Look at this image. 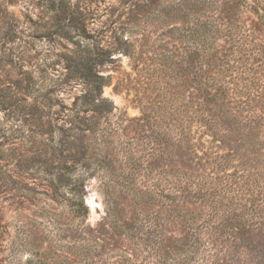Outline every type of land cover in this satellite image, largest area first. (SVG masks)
I'll use <instances>...</instances> for the list:
<instances>
[{"label": "trees", "instance_id": "1", "mask_svg": "<svg viewBox=\"0 0 264 264\" xmlns=\"http://www.w3.org/2000/svg\"><path fill=\"white\" fill-rule=\"evenodd\" d=\"M42 1L41 16L54 22L46 31L61 32L57 37L65 41V32L81 33L72 42L74 49L52 52L55 61L39 63L36 53L18 44L19 18L7 9L0 11V28H4L0 35V190L14 191L25 199L20 193L29 191L53 203H58V197L68 214L66 218L64 213H56L46 202L36 206L33 218L14 213L16 241L11 256L19 258L29 251L39 240L35 232L39 231L46 248L31 252L26 264H94L91 242L74 245L64 238L85 222L84 199L94 181L107 196L108 221L127 241L129 252L122 249L118 254L122 264H147V258L152 260L150 264H194L196 260L218 264L229 258L234 235L225 234L233 229L225 223L232 219V208L264 212L262 174H255L252 181L246 179L245 198L237 183L173 170L171 161L163 158L171 138L167 118L154 112L157 114L130 119L118 112L104 95V88L111 84L119 61L113 56L122 47L125 56L137 53L138 40L125 38V34L142 32L139 38H145L144 33L150 32L147 27L157 28L178 14L198 15L202 10L207 13L165 31L183 42L180 58L175 60L177 55L167 51L156 54L154 60H169L164 67L175 73L170 76L175 79L180 63L196 54L207 61L205 72L214 73L206 76L207 90H213L214 96L228 102L236 113L245 112L246 120L264 122V36L259 34L264 32V0ZM2 2L11 5L9 0ZM232 4L248 13L246 21L229 10ZM151 7L154 12L146 11ZM93 14L94 41L87 34V21ZM139 15L140 25L136 20ZM180 99L169 95L166 100L176 117V139L194 149L204 146L191 137L192 123L204 121L195 109L200 105H192L193 112ZM204 156L208 166L223 164L222 157ZM9 167L16 175H28L40 186H48L52 196L10 175ZM222 205L229 209H221ZM122 207L127 208L128 217L119 220ZM170 225L179 234L171 238L172 246H167L165 233Z\"/></svg>", "mask_w": 264, "mask_h": 264}, {"label": "rangeland", "instance_id": "2", "mask_svg": "<svg viewBox=\"0 0 264 264\" xmlns=\"http://www.w3.org/2000/svg\"><path fill=\"white\" fill-rule=\"evenodd\" d=\"M9 1L11 5L0 0V11L3 12L7 9L9 14H14L19 18L18 44L27 48L31 54L36 53V59L39 63L48 64L55 61L52 52H65L66 49H74L75 46L72 42L77 38L75 36L81 32H76V30L65 32L64 34L67 36L65 41L57 37V34L61 32L46 31L45 27L53 25L54 22L47 15L41 16L42 0ZM77 1L79 0H70L72 3ZM162 2L164 1L161 0L160 3ZM233 5L229 6V10H232L236 16H240L242 21H246V17L249 16L248 13L240 5H237V8H234ZM146 11L154 12L152 7ZM199 13L207 12L200 10L198 15ZM198 15L192 13L183 17L182 14H178V19L173 17L157 28L154 25L147 27L150 32L144 33L145 38H139V34L142 32L125 34V38L129 37L132 41L138 40L136 43L137 53L131 58L125 56L121 54L124 50L122 47L120 53L113 56L119 61L112 74L111 84L104 88V95L113 101L118 112L125 113L130 119L140 118L144 113L153 114L154 112L161 113L167 118L171 138L169 140L170 146L163 158L171 161L169 165L172 166L173 170L191 172L213 181L224 178L237 183L238 187L241 186L242 195L246 198L248 196L244 189V183H247L246 179L252 181L257 178L255 174H262L260 179L264 182V122L246 120L248 115H245V112L239 110V114L236 113V109H233L228 102L216 98L213 90H207L204 85L206 76L214 73L205 72L207 61L197 57L196 54H192L184 64L180 63V69L177 70L175 79H170L171 74L175 77V73L164 67L169 64V60L165 63L161 57V60L157 61L158 63L154 60L156 54H165L167 51H173L177 55L175 60L180 58L183 42L172 38V35H168L165 31L171 26L182 27L184 22L192 21V16ZM136 20L139 21L138 24L140 25L141 16L139 15ZM87 22L89 30L87 34L94 41V14ZM2 32H4V28H0V35ZM263 33L259 32L260 36H264ZM218 44L222 43L219 41ZM166 71L167 75L163 74ZM166 90L169 93H165ZM169 95L180 96V100L187 102L190 111L194 110L192 105L195 103L200 105L195 109H198L197 114L203 116L204 121L202 124L192 123L193 133L191 137L194 138L196 144L203 142L204 146L198 145V148L194 149L189 145L190 143L176 139L179 135L176 117L173 107L170 109L169 104L166 103ZM178 102L176 101L175 105ZM172 104L174 105L173 102ZM213 153L216 155H212ZM204 154H209L210 157H222V166L218 168L208 166L205 163ZM7 171L24 184L31 185L32 189L46 192L52 196L48 186H40L38 181H33L28 175L19 176L12 173L13 167H9ZM20 194L28 199L16 196L17 193L14 191L3 192L0 190V226H3L0 228V264H26L24 261L27 256H31V252L38 248L40 250L46 248L44 241H41L40 232L35 231L39 240H35L31 244V249L24 251L19 258L11 256L13 255L12 247L16 241L13 238L16 235V229L12 220L17 219L14 213L33 218V214L36 215L38 212L36 206L40 207L46 202L51 205L56 213H64L67 218L66 205L58 197H55L58 203H53L45 196L35 197L29 191H21ZM203 195L199 194V196ZM6 197L8 200H4ZM84 203L88 211L87 218L83 224L65 234L66 242L74 245L86 243V241L91 242L95 246L92 256L94 264L101 260L106 261L107 264H122L118 254L124 252L122 249L129 252L127 241L121 232L112 228L108 221L106 217L107 196L94 181L90 182L87 188ZM263 203L255 202L257 206H262ZM246 204L249 206L248 202ZM224 206L222 205L220 208L229 209ZM201 207L205 209L203 205ZM154 210L157 211L156 207ZM232 212L233 215H230L232 219L228 220L225 225L233 229L225 231V234L229 232L234 235L233 249L229 258L220 261L218 264H264V212L260 214L252 213L250 210L243 212L239 208H232ZM127 217V208H120L117 218L122 220ZM178 234L179 231L176 228L171 225L168 226L165 233L166 245L172 246L171 238H177ZM167 252L171 254V249H168ZM146 260L147 264L152 262L151 259L147 258ZM200 263L196 260L194 264Z\"/></svg>", "mask_w": 264, "mask_h": 264}]
</instances>
